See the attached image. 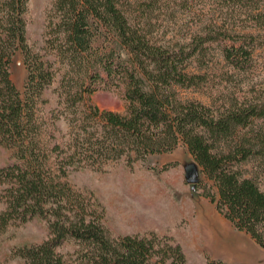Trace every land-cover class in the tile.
Instances as JSON below:
<instances>
[{
	"label": "trees",
	"instance_id": "trees-1",
	"mask_svg": "<svg viewBox=\"0 0 264 264\" xmlns=\"http://www.w3.org/2000/svg\"><path fill=\"white\" fill-rule=\"evenodd\" d=\"M155 1L138 0L132 10L127 0H53L30 43L29 0H0V147L10 151L0 164V231L36 216L49 225L42 242L18 250L25 264H66L60 248L69 239L84 264H192L173 237L112 236L70 178L119 161L132 166L180 143L217 188L203 195L264 247V187L240 168L252 160L264 166V85L222 107L177 90L206 79L189 66L209 41L234 68H251L254 36L212 23L174 42L155 32L147 6ZM254 17L264 23V12ZM18 50L27 68L22 91L10 71ZM98 90L116 93L125 109H102L92 98Z\"/></svg>",
	"mask_w": 264,
	"mask_h": 264
},
{
	"label": "rangeland",
	"instance_id": "rangeland-1",
	"mask_svg": "<svg viewBox=\"0 0 264 264\" xmlns=\"http://www.w3.org/2000/svg\"><path fill=\"white\" fill-rule=\"evenodd\" d=\"M53 0H29L27 34L35 43L43 32ZM137 10L138 0H127ZM156 22L155 32L174 42L187 43L205 26H229L254 36V64L236 69L224 58L218 42L209 41L204 56L192 59L189 70L206 74V79L191 87H177L184 100H197L222 107L232 98L250 96L264 85V23L254 17L264 12V0L242 3L237 0H157L147 3ZM11 77L22 91L27 68L20 50L10 65ZM93 101L102 109L123 111L124 102L114 92L98 90ZM261 123L262 121H258ZM10 151L0 147V164L8 161ZM247 176H255L264 187V166L252 160L241 164ZM189 149L180 143L169 152L151 155L132 166L114 162L104 169H83L71 174L75 188L91 200L111 235L151 233L170 236L179 242L192 264L221 260L227 264H264V247L246 231L236 228L208 197L205 188L217 192L213 181L202 173ZM195 182H190V179ZM1 189V186H0ZM3 203L0 200V211ZM49 233L46 219L36 216L27 222L0 231V264H25L18 250L42 242ZM73 239L60 248L66 264H84Z\"/></svg>",
	"mask_w": 264,
	"mask_h": 264
},
{
	"label": "water",
	"instance_id": "water-1",
	"mask_svg": "<svg viewBox=\"0 0 264 264\" xmlns=\"http://www.w3.org/2000/svg\"><path fill=\"white\" fill-rule=\"evenodd\" d=\"M195 181H196V180H195V179H193V178H192V179H190V182H195Z\"/></svg>",
	"mask_w": 264,
	"mask_h": 264
}]
</instances>
